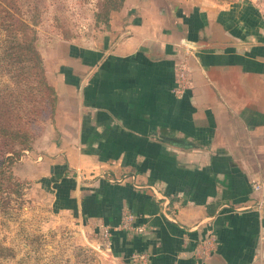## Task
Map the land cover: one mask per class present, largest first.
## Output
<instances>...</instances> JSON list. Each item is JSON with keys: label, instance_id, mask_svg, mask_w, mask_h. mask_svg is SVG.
<instances>
[{"label": "crops", "instance_id": "crops-1", "mask_svg": "<svg viewBox=\"0 0 264 264\" xmlns=\"http://www.w3.org/2000/svg\"><path fill=\"white\" fill-rule=\"evenodd\" d=\"M39 53L55 113L17 175L46 221L108 227L100 264H264V0H124Z\"/></svg>", "mask_w": 264, "mask_h": 264}, {"label": "rangeland", "instance_id": "rangeland-1", "mask_svg": "<svg viewBox=\"0 0 264 264\" xmlns=\"http://www.w3.org/2000/svg\"><path fill=\"white\" fill-rule=\"evenodd\" d=\"M114 2L119 0H0V92L25 87L17 82L22 66L15 61V50L10 49L14 39L30 38L32 28L38 51L40 44L58 38L86 43L106 31V10ZM10 25L13 28L8 30ZM52 118L38 123L31 148L22 154L28 158L24 162L32 163V151ZM21 160L22 156L13 172L22 182L23 194L6 213L0 214V243L11 249V253L0 258V264H100L102 248L97 244L103 247L109 241L103 232H90L87 238L66 223L46 221L50 201L38 188L31 189L33 196L26 195L32 185L17 175Z\"/></svg>", "mask_w": 264, "mask_h": 264}, {"label": "trees", "instance_id": "trees-1", "mask_svg": "<svg viewBox=\"0 0 264 264\" xmlns=\"http://www.w3.org/2000/svg\"><path fill=\"white\" fill-rule=\"evenodd\" d=\"M123 2L119 0L107 8L106 25L109 24V11L119 10ZM11 27L7 26L8 30ZM18 31L21 32L19 26ZM30 31V38H16L10 46L15 50V61L22 66L17 82L19 85L24 83L25 87L0 92V214L6 213L13 202L20 200L22 182L14 174L13 167L23 152L31 148L38 123L52 118L55 112V91L46 79L32 28ZM9 253L11 249L0 243V258Z\"/></svg>", "mask_w": 264, "mask_h": 264}, {"label": "built area", "instance_id": "built-area-1", "mask_svg": "<svg viewBox=\"0 0 264 264\" xmlns=\"http://www.w3.org/2000/svg\"><path fill=\"white\" fill-rule=\"evenodd\" d=\"M177 85L176 87L174 88V91L177 93V94H181L184 92V90L186 89V87L188 86V83H189V67H188V64L186 61H181L177 64ZM133 177V176H132ZM124 177H118V178H110L111 181H121ZM135 186H138V185H135ZM252 187L254 190H259L260 187H261V184L259 182H254L252 184ZM165 202H163V208H162V212L164 215H167L166 214V206H167V203H166V199L164 200ZM258 207H262V204L259 203L258 204ZM132 221H133V215L132 214H127L125 217H124V221L122 224H120V229H128V228H133L134 230L136 231H143V227L142 226H133L132 224ZM103 235L105 237L106 240H109V228L108 227H105L104 230H103ZM109 242V241H108ZM107 242V243H108ZM207 250L204 249V252H206ZM143 257V255H139V257Z\"/></svg>", "mask_w": 264, "mask_h": 264}]
</instances>
